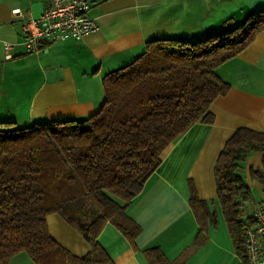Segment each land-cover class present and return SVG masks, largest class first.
Here are the masks:
<instances>
[{"label":"trees","instance_id":"1","mask_svg":"<svg viewBox=\"0 0 264 264\" xmlns=\"http://www.w3.org/2000/svg\"><path fill=\"white\" fill-rule=\"evenodd\" d=\"M231 29L202 39L169 38L146 43L127 67L103 79L99 109L83 119H54L19 127L0 121V264L25 251L35 264H113L98 242L112 222L133 242L140 230L125 206L143 190L162 153L197 120L210 123L209 106L228 90L216 66L244 49L264 29V9ZM216 157L217 201L241 264L245 212L251 200L243 183L247 156L262 152L264 132L240 127ZM253 175L264 185V173ZM200 228L216 223L208 203L189 196ZM56 213L90 244L82 257L54 241L46 215ZM149 264H172L158 247L143 249Z\"/></svg>","mask_w":264,"mask_h":264},{"label":"crops","instance_id":"2","mask_svg":"<svg viewBox=\"0 0 264 264\" xmlns=\"http://www.w3.org/2000/svg\"><path fill=\"white\" fill-rule=\"evenodd\" d=\"M47 1L0 0V121L19 127L93 114L103 102L104 77L127 67L149 41L202 39L264 9V0H89L95 32L27 52L17 13L37 16ZM4 43L10 44V57L5 56ZM215 73L228 90L208 107L212 121L197 120L166 147L143 190L130 202L115 198L140 230L131 242L114 223L106 222L96 239L113 264H149L143 249L150 247H158L172 264H241L226 221L223 239L209 231L201 233L203 237L198 234L189 196L193 190L210 210L220 209L213 170L223 144L240 127L264 132V29L216 66ZM261 155H248L241 169L251 192L244 207L248 214L264 207V185L253 175L257 170L264 173ZM46 223L54 241L71 254L82 257L90 249L82 234L58 214L46 215ZM8 264L35 262L20 251Z\"/></svg>","mask_w":264,"mask_h":264},{"label":"built area","instance_id":"3","mask_svg":"<svg viewBox=\"0 0 264 264\" xmlns=\"http://www.w3.org/2000/svg\"><path fill=\"white\" fill-rule=\"evenodd\" d=\"M89 0H48L37 16L20 12L22 32L27 52H38L50 43L65 40H80L98 28L89 15ZM6 57L10 48L4 43ZM253 223H245L243 235L242 264H264V207L257 206Z\"/></svg>","mask_w":264,"mask_h":264},{"label":"rangeland","instance_id":"4","mask_svg":"<svg viewBox=\"0 0 264 264\" xmlns=\"http://www.w3.org/2000/svg\"><path fill=\"white\" fill-rule=\"evenodd\" d=\"M215 216H216V223L211 224V228L209 227V225L204 229V231L202 232V234H206L207 231L211 232V235H213L214 237H218L220 236L222 239L224 237V233H226V224L224 222V218H223V214L221 212L220 209L218 208H213ZM210 224V223H209ZM201 234V235H202ZM223 234V235H222ZM202 235V237H203Z\"/></svg>","mask_w":264,"mask_h":264}]
</instances>
